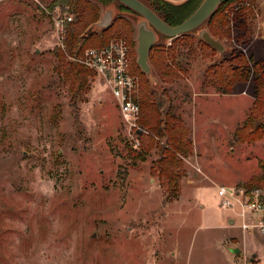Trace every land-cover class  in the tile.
<instances>
[{"label":"rangeland","instance_id":"374dc122","mask_svg":"<svg viewBox=\"0 0 264 264\" xmlns=\"http://www.w3.org/2000/svg\"><path fill=\"white\" fill-rule=\"evenodd\" d=\"M38 1L51 12L60 5L0 0V264H252L256 253L264 264L262 235L244 232L240 203L222 208L218 195L222 185L250 193L244 184L263 172L264 135L246 142L234 134L249 117L264 125V105L258 104L264 82L252 73L231 87L212 74L223 58L239 52L249 66L264 64L263 0L225 4L212 26L228 13L236 26L231 33L220 30L216 37L206 21L177 40L180 76L171 84L149 78L159 96L179 103L194 141L177 193L154 170L156 144L146 159L130 155V148L143 149L139 130L149 132L124 123L98 77L89 78V90L72 105L71 83L55 49L72 57L60 44L54 13ZM89 1L99 4V21L110 4L117 15L129 16L137 47V15L121 11L118 0ZM239 6L246 31L235 25ZM60 8L71 12L68 5ZM98 22L82 34L100 32L94 29ZM202 27L225 45L222 52L200 37ZM176 38L160 35L155 44L167 48ZM232 246L241 252L233 253Z\"/></svg>","mask_w":264,"mask_h":264},{"label":"trees","instance_id":"16d2710c","mask_svg":"<svg viewBox=\"0 0 264 264\" xmlns=\"http://www.w3.org/2000/svg\"><path fill=\"white\" fill-rule=\"evenodd\" d=\"M97 1L102 5H106L113 0ZM152 1H154L156 5L153 4V6H150L144 1L143 2L160 15L169 25H178L184 22L185 19L199 7L203 0H188L183 4H174L165 0ZM234 1L235 0H223L209 19L208 26L212 34V28L214 27L217 29L215 31L217 35L216 37L220 36V34L222 35L223 32H226L227 34L231 33V30H233L232 28L236 27L230 22V15L228 13L222 15L219 25L212 26V22L214 23V19L218 15L220 9L225 4ZM58 4L62 6L68 5L71 10L70 13L75 14V17L77 18L74 22L68 23L69 28L66 32L67 37L65 38V47L69 55L72 57V60L67 58L65 51L61 49L60 46L55 49V53L60 60V71L65 79L71 83L73 97L71 99L72 105L75 108L77 107V100L80 95L90 88V85H88L89 78L92 77V75H95L93 70L91 71L75 59L83 56L88 48L106 46L114 37L126 38L131 47L132 63L135 72L138 75L140 74L143 83L139 99L141 111L140 125L149 132L138 133V138L142 142L143 149L141 148V150L138 151L137 149L130 148V155H133L140 160L146 159V156L151 155L149 149L156 144V155L158 159L155 161L154 170L163 178L165 183L164 186L174 188V192L177 193L176 188L178 185V178L182 175L184 159L192 154L194 141H192L191 138L190 128L186 127L178 113L179 103L174 102L171 99L169 100V98L165 99L163 95L159 96L157 89L151 85L148 75L142 70L140 64L137 63L138 51L136 47V39L134 38V26L130 20L131 18L124 14H116L109 26L100 30V32L91 31L89 35L85 36L82 34V31L93 22L99 21V4L89 0H54L49 6L53 8L54 5ZM120 8L121 11H125V13L130 16L131 14L137 15L123 3H121ZM242 10L243 8L240 6L233 10L235 13V25H241V28L246 31V18H242ZM231 13L234 14L232 11ZM237 18H239V20ZM225 26L227 30L224 29ZM189 33L190 32L179 37L189 38ZM179 37L170 43L167 48L165 46L159 47V45L154 44V48L150 51L149 58L150 62L153 64L152 68L154 77L157 76L162 82L167 84H171L180 76L178 72L179 64H177V58L174 54ZM205 43L214 48L208 42L205 41ZM243 56V53L239 52L231 58H223L221 63L215 66L212 74L215 77H220V84L224 83L232 87L236 82L248 80L252 73L260 74L261 76H258L257 78L263 79L264 82L263 62L255 61L253 65L249 66V63L246 62ZM251 59L252 56L250 55V62L252 61ZM163 88L162 94H166L167 88ZM225 90H227V88ZM262 91H264V89ZM185 99L186 98L183 100ZM258 104L260 107H263L264 101L262 100L261 102H258ZM252 118L253 117H249L246 119L244 125L236 129L234 134L235 140L253 142L264 135L263 123L257 121V124L255 125V120L253 121ZM154 137H159V141L156 142ZM162 139L165 140L161 144L160 141ZM260 166L263 172L254 176L244 184L247 191H251L254 188H264V162H262ZM262 200L264 201V197Z\"/></svg>","mask_w":264,"mask_h":264},{"label":"built area","instance_id":"2783aa9c","mask_svg":"<svg viewBox=\"0 0 264 264\" xmlns=\"http://www.w3.org/2000/svg\"><path fill=\"white\" fill-rule=\"evenodd\" d=\"M39 2V1H38ZM48 13H54V25L61 45H65L67 25L74 18L68 11L61 12L60 5L51 12L43 3L39 2ZM60 8V9H59ZM80 62L101 80L107 90L110 91L121 118L124 123L133 130H139L140 103L139 88L140 79L135 72L131 47L124 37L112 38L106 46L88 48L81 56ZM140 131V130H139ZM246 193L243 189L236 190L228 186L218 187L220 205L223 208H232L234 203H240L241 216L244 221L242 230L257 231L262 235L264 244V190L254 188ZM258 253L253 255L252 264H262L258 259Z\"/></svg>","mask_w":264,"mask_h":264},{"label":"water","instance_id":"95a60500","mask_svg":"<svg viewBox=\"0 0 264 264\" xmlns=\"http://www.w3.org/2000/svg\"><path fill=\"white\" fill-rule=\"evenodd\" d=\"M134 11L138 15L137 22V47H138V59L137 63L140 64L142 70L148 75V77L155 82L158 81L156 77L153 76V70L148 62L151 49H153L155 42L158 40L160 34L167 37H179L188 32L195 31L200 28L203 23L208 21L211 16L216 11L218 5L223 0H203L199 7L191 13V15L185 19L184 22L178 25H169L163 20V18L158 15L154 10H152L148 5H146L142 0H118ZM167 2H172L174 4H183L188 0H165ZM113 5H108L106 7L105 14L103 18L96 24L94 29H103L111 24L116 15V10ZM264 7V0H263ZM263 32H264V21H263ZM199 35L206 42L212 45L215 49L222 52L225 49L219 40L215 39L210 33L209 29L202 27L199 31ZM142 132V129L139 133ZM235 254L240 253V249L237 247L230 248Z\"/></svg>","mask_w":264,"mask_h":264},{"label":"crops","instance_id":"0c3cea01","mask_svg":"<svg viewBox=\"0 0 264 264\" xmlns=\"http://www.w3.org/2000/svg\"><path fill=\"white\" fill-rule=\"evenodd\" d=\"M236 213H233L232 211H231V214L227 217V219L229 220V223L230 224H235L236 223V219L234 218V215H235ZM232 247H236V246H232ZM231 247V248H232ZM240 249V252H241V248H239Z\"/></svg>","mask_w":264,"mask_h":264}]
</instances>
